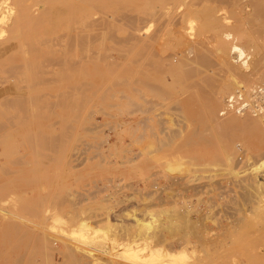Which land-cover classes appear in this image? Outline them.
<instances>
[{"label": "rangeland", "instance_id": "1", "mask_svg": "<svg viewBox=\"0 0 264 264\" xmlns=\"http://www.w3.org/2000/svg\"><path fill=\"white\" fill-rule=\"evenodd\" d=\"M139 31V25L130 24L99 29L103 38L68 56L71 68L75 61L86 64L84 72L52 73L58 57L45 55L36 62L26 55L17 58L22 74L1 80L0 92L24 99L16 108L0 104V125L7 121L0 131L5 193L0 198V264H156L159 252L157 261L163 255L172 258L166 256L165 264H252L264 257V210H259L261 189L255 184L264 180V95H245L240 79L221 66L213 73L215 82L201 93L200 79L185 76L178 63L181 77L170 72L171 36L161 42L163 49L154 46L169 61L152 57L147 62L140 54ZM155 31L154 25L149 32ZM32 37L15 34L14 44L34 49L38 41ZM225 58L240 65L233 55ZM70 79L87 91L67 92ZM146 79L158 95L144 87ZM221 80L231 85L219 95L225 125L216 128L207 98ZM226 129H233L235 137ZM33 133L60 139V147L56 142L42 151L25 139ZM38 196L46 216L19 210ZM260 197L264 207V194ZM149 252L154 263L145 260Z\"/></svg>", "mask_w": 264, "mask_h": 264}, {"label": "bare ground", "instance_id": "2", "mask_svg": "<svg viewBox=\"0 0 264 264\" xmlns=\"http://www.w3.org/2000/svg\"><path fill=\"white\" fill-rule=\"evenodd\" d=\"M137 10H138L139 14L136 13ZM119 24H130V25H137V26L139 25L140 31L138 33L141 32V34L139 36L138 42L141 44V46L144 50V53L141 52L140 54L141 55L144 54V60H146L147 62L152 57L156 58V59L157 58L165 59L164 51L163 50L160 51V49H163L160 46V44L165 39H167L166 37L171 36L169 43L173 44V46L175 47V50H174L172 56H170L172 58V60H170L169 65L173 66V68H172V70H170V72L171 73L177 72V69H179V66L177 67V64L175 66V63H178L180 65V68L184 70L185 76L187 75L189 78H191L192 76H195L196 78L200 79V83H201V85L199 84L200 91H201V89H203V92H204L205 91L204 89L205 88L207 89L208 86H210L211 82L212 83L215 82L213 80V73L215 74V72L218 71L222 67L223 70L231 72V75L235 74L238 77V80L240 79V82L238 81V84H239V87H241L242 92L245 95H247V96L251 95L252 96L254 94L255 98H258V96L264 95V0H0V84L2 82L1 80L4 79V76L19 77L22 74L24 66L22 67V65L17 63V58H19V56L31 55V56L36 58L35 59L36 62H37V59H39L45 55L56 56L59 58V60H58V63L55 64V67H54L53 71H51V72L52 73H64L66 77L69 76L68 74L71 75L72 70L75 73L78 71H83V70L85 71V69L87 68V65L82 64V63H78V62H77L78 64H76V61H75L74 66L71 68L70 64L68 63L69 54L72 52L74 53V52L82 49L86 44H91V43L96 42L98 40V38H103L104 36L100 35L99 29L111 28V29L115 30V28L118 27ZM154 25L156 26V31L154 33H150L149 31L152 28V26H154ZM84 29H85V31H84ZM23 32H27L28 34H31L33 37L36 38V41H38V46L36 48L34 45H33L34 49H32V47L30 49L29 47H27V45L25 47H18L14 44L15 43L14 42V35L15 34H21ZM134 37H136V35L133 36V40H136L137 38L134 39ZM113 38L115 39V36ZM130 38L132 39L131 36H130ZM61 39L62 40L65 39V40L60 41ZM53 42H54V44H53ZM31 43L33 44L32 41H31ZM51 43L53 44L54 47L53 46L50 47ZM155 44H159L160 49L159 48L154 49V46H156ZM18 45H19V43H18ZM225 55H227V56L233 55V58H235L240 63V65L234 67L233 65H231V62H229L225 58ZM92 56H93V54H92ZM170 57H168V58H170ZM93 58H95V57H93ZM41 59H43V58H41ZM165 60H167V58ZM111 61L115 65H120L118 60L116 61L115 59L112 58ZM167 61H169V60H167ZM152 65H154V64H152ZM112 66H114V65H112ZM145 66H150V65H145ZM35 67H37V66H35ZM89 68H90V66H89ZM130 68H132V67L130 66ZM111 69H113V68H111ZM152 70H155V69H152ZM159 71H160V69H159ZM74 72L72 74H74ZM133 72H135V71H133ZM162 72H161V74H162ZM177 73H179V72H177ZM232 73H234V74H232ZM153 75H155V74H153ZM125 76H126V74H125ZM131 76H133V75H131ZM180 77H181V74H180ZM227 77H228V75H227ZM147 79L143 83L144 87L147 90H152L153 88L155 89L156 86L154 87V85H153V87H152L151 85H149V82ZM4 80L5 81H3V82H6V79H4ZM128 80H129V78H128ZM135 80L137 81V79H135ZM68 81L69 82H66V86H65V89L67 92H70V93H75V92L78 93L79 92L80 93V92H86L87 91V89L79 81L71 80V79ZM222 81L223 80H221V82ZM28 82H29V79H28ZM158 82L160 83V81H158ZM178 82L181 85L185 84L184 80H181ZM134 84L135 83H133V85ZM84 85H85V83H84ZM185 85H184V87H185ZM188 85L190 87V84H188ZM191 85H193V84L191 83ZM194 85L196 86V84H194ZM230 85H231L230 82L223 81V83L217 84V86H216L217 88L213 92L212 97L207 96V97H209V98H207V104L209 107L210 117L212 119V123L216 126V128L221 127L222 124H224V120L222 121V115L220 113L223 110L220 112L218 111L219 105H220L219 95L221 93H223L224 89L229 88ZM150 86H151V88H150ZM192 87H190V88H192ZM196 87H198V86H196ZM145 88H144V90H145ZM187 88H188V86L186 87V89ZM157 90H159V88H157ZM166 91H168V90H166ZM154 92H155V90H154ZM203 92L201 91V93H203ZM182 93H184V92H182ZM13 94H5L3 92H0V104L2 105L1 106L2 108H3V106L5 108H16L20 103L23 104L22 101L24 98L20 99L19 97L15 96ZM63 94L64 93H62L61 95H63ZM159 94H161V93H159ZM162 94H163V92H162ZM137 95H139V94H137ZM60 96H58V97L60 98ZM42 97L40 96L39 98H42ZM160 97H162V95ZM170 97H169V99H171ZM172 99H173V96H172ZM38 100L39 99H37V101ZM249 100H251V99L249 98ZM25 101L26 100H24V103H25ZM145 101H146L147 105L148 104L153 105V103H154V102L152 103L150 100H147V98H145ZM258 101H256V102H258ZM38 102H40V101H38ZM27 103H29V101ZM32 104L34 105V103H32ZM126 105H127V103H126ZM142 105H144V104H142ZM199 106H200V104H199ZM25 108L29 109L30 107L26 106ZM232 110L234 111V109H232ZM261 110H263V109L261 108L260 111ZM172 112H173V109H172ZM177 112H179V110ZM259 112H257V113H259ZM263 112H264V110H263ZM7 118H8V116L6 115V117L3 118L4 121H6ZM201 119H203V118H201ZM263 119H261V120H263ZM145 120H146V118H145ZM145 120L143 119V121H145ZM143 124H144V122H143ZM6 125H7V121L2 126L0 125V131L1 132H3V130H5L4 128H6ZM48 127H51V125ZM69 127H71V126H69ZM207 128H208V126H207ZM213 131H215V130H213ZM221 131H223V130H221ZM176 132H178V131H176ZM189 132H190V130H189ZM223 133H224V131H223ZM225 133L228 136H230L231 138L235 137V133H234L233 129L232 130L226 129ZM8 135L9 134H7L6 136L10 137V135L9 136ZM260 135L262 137H264V131L261 132ZM46 136L43 134H40V133H35V134L33 133V134H29L28 136H26L25 139H27V142H29L31 144L34 142V143H37L39 146H42V147L38 146L39 149H41V150L43 148H46L47 146L51 147V149H53L52 146L53 145L56 146L55 145V144H57L56 142H58L59 147H60V143H61L60 139L57 140V138H55L57 140L56 141L54 138H50V137H48V136L46 137ZM58 136H59V134H58ZM172 136H174V135H172ZM176 136H178V135H176ZM161 139H163V138H161ZM165 145L166 144H164L163 146H165ZM163 146H161V147H163ZM203 146H205V145H203ZM30 149H31V147H30ZM32 149H34V148L32 147ZM55 149H57V148H55ZM45 150L43 149L42 151H45ZM241 160H243V159H241ZM220 164L222 165V163H220ZM224 170H225V168H224ZM211 178H213V177H211ZM209 179H207V180H209ZM243 180L241 178L240 183H242ZM257 180H258V178H257ZM251 181H253V180H251ZM236 182H237V179H236ZM243 183H245V182H243ZM255 184H257L256 186L259 189H261V192H260L259 197L257 199H258L259 210L263 211L264 207H261V205H260V203H262L261 202L262 199L260 196L264 194V193L262 194V191H264V180H260V181L258 180V182L255 181ZM220 187H219V189H221ZM249 187H247V188L249 189ZM250 189H253V187ZM254 191H255V188H254L253 192ZM4 196H5L4 189L1 186L0 187V198H3L2 200H4ZM255 196H257V195H255ZM40 203L41 202H39V196H38V198H34L32 201L26 203L25 205H22V206L20 205L21 207L19 208V210L25 214L32 215V217L35 216V218H36V216H37V218H38V216L39 217L40 216H46V214L42 213V211H44L45 208L43 207L44 209H42V204H40ZM247 204H249V203H247ZM39 206H41L40 208L42 210H40ZM47 212H48V209H47ZM44 213H45V211H44ZM0 218H2V217H0ZM1 220H3V219H1ZM137 220L138 219H135V221L139 225H143L144 221L140 222ZM137 223H136V225H137ZM144 225H146V223ZM17 229H19V228H17ZM19 239H20V237H19ZM45 242H48V241L46 240ZM45 244H48V243H45ZM48 246L51 249H54L53 246H50V242H49ZM243 250L245 252V249H243ZM248 251H249V249H248ZM146 252H147V250H146ZM153 253H155V251H152L151 255ZM145 254H147V253H145ZM156 254L157 253H155V255ZM159 255L161 256L160 252L158 253V255L155 256L156 258L152 255L155 258L156 264L160 263V260L161 261L165 260V258L167 256V255H165V257L162 258L164 256L163 255L161 258H159L160 260L158 259V261H157L156 259L158 258ZM261 255H263V254H261ZM141 256H142V253H141ZM149 256H150V252H149ZM149 256L147 255L148 259L146 258L145 260L149 261V258H150V262L154 263L153 258H152L153 262L151 261L152 256H150V257ZM84 257L85 256H83V258ZM145 257L146 256H144V258ZM169 258H171V257L167 256L166 259L168 260ZM88 259H90V261H91L92 257L88 258ZM175 259H176V257H175ZM167 260H165V262H162V264L168 263V262H166ZM252 260H254L253 262H251L252 264H264V257H256L255 259H252ZM90 263H92V261ZM169 263L171 264V262H169ZM111 264H113V263H111ZM172 264H175V263H172Z\"/></svg>", "mask_w": 264, "mask_h": 264}]
</instances>
